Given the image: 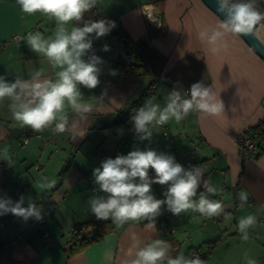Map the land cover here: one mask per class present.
Returning <instances> with one entry per match:
<instances>
[{
	"label": "crops",
	"instance_id": "0c3cea01",
	"mask_svg": "<svg viewBox=\"0 0 264 264\" xmlns=\"http://www.w3.org/2000/svg\"><path fill=\"white\" fill-rule=\"evenodd\" d=\"M143 5L157 8L161 28H150L140 9ZM95 8L100 19L120 25L135 43H145L161 60L151 76L125 77L117 64L118 51L102 44L106 36L97 40L93 35V48L101 52L104 63L99 65L97 88L81 86L83 101L89 102L93 111L81 123L86 136L75 141L71 133H55L52 127L43 131L31 128L27 135L11 137L8 127L25 126L12 118L10 100L0 102V149L8 147L11 156V165L0 160V198L15 202L23 197L25 207L32 200L42 206L44 217L42 221H24L12 214L0 216V264H121L134 252V242L149 243L154 239L165 240L173 258L181 253L192 257V251L201 249L204 264H247L248 259L264 264V153L258 159L245 160L237 146V136L264 119V60L240 35L232 34L225 36L226 47L212 55L208 45L199 39V32L223 20L203 0H98ZM45 22V16L39 13H23L16 0L0 2V76L9 81L17 77L29 79L31 73L43 68L47 77L55 78L47 60L32 52L26 39H21L29 32L39 31L45 38L53 35L55 20ZM105 46L108 51H104ZM154 77L158 79L157 89L150 93ZM197 82L213 87L224 110L216 116L194 111L179 123L170 120L166 125L174 143L168 142L158 127L150 142L140 141L130 119L133 110L139 108L138 101L144 96L145 100L155 97V102L164 107L170 91L190 90ZM97 98H102V103ZM66 110L70 122L78 118L70 107ZM117 114H122L127 123L106 127L87 139L97 118ZM197 147L199 158L195 165H203L204 179L222 190L209 198L222 202L224 213L229 214L227 220L224 214L206 217L191 210L175 216L164 206L154 230L145 227L147 221L129 222L118 230L113 224V233L70 254L71 246L77 242L71 231L97 220L88 199L100 194L94 191L93 170L104 160L151 148L173 155L184 166ZM150 173L154 177V171ZM44 177L57 181L53 189H39ZM60 179L63 181L58 186ZM166 190L167 186L152 185L157 199H164ZM202 190L198 189V194ZM240 191L248 193L243 208L238 199ZM249 214L256 217V223L245 241L238 221ZM33 222L39 229L15 243ZM169 225L175 226L177 233L159 237L161 226ZM95 233L96 229L90 227L79 237ZM109 250L110 259L106 256Z\"/></svg>",
	"mask_w": 264,
	"mask_h": 264
},
{
	"label": "clouds",
	"instance_id": "9594fccd",
	"mask_svg": "<svg viewBox=\"0 0 264 264\" xmlns=\"http://www.w3.org/2000/svg\"><path fill=\"white\" fill-rule=\"evenodd\" d=\"M216 2L217 11L226 19L216 27L199 32V39L208 45L212 55L226 47L224 39L227 34L252 35L264 43V12L258 10L256 0ZM97 3L98 0H16L23 13H39L56 22L53 35L47 38L39 31L29 32L21 38L26 39L32 52L47 60L54 70V79L47 77L43 68L31 73L29 79L17 77L9 81L7 77L0 76V102L5 99L11 101L9 110L12 118L20 125L35 131L49 127L55 133L67 131L74 141L86 136L81 123L93 111V106L83 101L81 86L89 90L97 88L101 74L99 65L103 63L100 57L89 54L93 48L92 37L94 35L97 40L103 38L116 27L115 22L107 19H84ZM143 12L154 21V5H143ZM69 25L72 26L69 28ZM108 50L105 46L104 51ZM112 74L115 75V71ZM97 99L102 103V98ZM68 107L78 117L71 122L67 115ZM223 110L224 104L221 99L217 100L213 87L197 82L189 91H170L164 107L155 102V97L147 98L143 106L133 110L130 119L139 140L150 142L154 129L172 119L179 123L194 111L216 116ZM0 160L11 165L8 147L0 149ZM151 171H154V177L150 176ZM204 173L203 165L185 168L173 155L158 153L151 148L136 149L115 159L107 158L93 170L94 191L100 194L89 197V209L97 220H111L117 230L129 222L141 221H147L145 227L154 230L164 206L175 216L191 210L206 217L224 214L227 220L229 214L224 213L222 202L209 198L222 190L204 179ZM56 183L55 179L44 177L39 182V189L51 190ZM154 184L167 186L164 199L155 197L152 191ZM201 188L203 190L198 194ZM238 199L243 208L248 201V193L240 191ZM24 205L23 197L15 202L10 198H0V216L12 214L24 221L43 220L42 206L32 200L28 201L27 207ZM255 223L256 217L251 214L239 219L241 239H249L248 231ZM132 247L135 250L131 257L123 259L121 264H204L198 255L192 258L181 253L171 257L170 245L165 240L134 242ZM111 255L109 250L106 256L110 259ZM247 264H257V261L248 259Z\"/></svg>",
	"mask_w": 264,
	"mask_h": 264
},
{
	"label": "trees",
	"instance_id": "16d2710c",
	"mask_svg": "<svg viewBox=\"0 0 264 264\" xmlns=\"http://www.w3.org/2000/svg\"><path fill=\"white\" fill-rule=\"evenodd\" d=\"M256 5L259 11L264 12V1L256 0ZM99 12L96 8H93L85 14L86 20H100ZM116 27L106 35L107 39L112 40L111 46H113L119 53V60L117 61L120 72L125 77H148L155 70V65L159 62L160 55L145 43H135L130 36L121 28L120 25L115 23ZM82 26V24H81ZM131 59V62H127ZM151 86V85H150ZM146 96L142 97L138 102V106L141 107L144 104ZM244 137H249L256 145L255 151L252 152L250 159H258L262 153H264V119L255 126L250 127L243 133ZM248 160L249 158H243ZM80 227L86 230L90 227L96 229L94 235L75 236L77 240L70 248V254H75L77 251L98 242L103 236L115 231L114 225L111 221L95 220L82 224ZM215 245V243H211ZM197 249L196 251H200Z\"/></svg>",
	"mask_w": 264,
	"mask_h": 264
},
{
	"label": "built area",
	"instance_id": "2783aa9c",
	"mask_svg": "<svg viewBox=\"0 0 264 264\" xmlns=\"http://www.w3.org/2000/svg\"><path fill=\"white\" fill-rule=\"evenodd\" d=\"M141 12L145 18V20H147L149 22L150 28L152 30H158L159 28H161L162 26V17L159 13V11L157 10V8L154 6V21L150 20L148 18V16L143 12V6L140 8ZM16 39H19V37H16ZM112 40L110 39H105V41H103L102 44L111 46ZM90 55L94 54L98 57L101 58V60L104 63V59L101 56V52L98 49L92 48L91 52L89 53ZM127 62H131V59H128ZM102 63V64H103ZM157 77H154V82L152 83L151 87H150V93H154L155 90L157 89ZM183 91H189V89H183ZM158 128L161 130V133L164 135L165 139L168 142L174 143V138L171 135V132L169 131V127L167 125L164 126H158ZM237 146H238V153L242 158H251L252 157V152L255 151L256 149V145L253 142V140L249 137H244L242 133H240L237 136ZM199 147L196 148L195 151L192 152L190 159H188V161L185 163L184 167L185 168H191L193 165H195V161L198 160L199 156H198V149ZM152 175V173H150V176ZM86 232V229L83 227H76L74 228L70 235L72 237L78 236V235H82ZM177 233V228L175 226L169 225L167 226H161V228L159 229V237L161 238H166L170 235H173ZM199 256L201 258V260L203 261L204 255L202 254L201 251H192L191 252V256L192 258H195V256Z\"/></svg>",
	"mask_w": 264,
	"mask_h": 264
},
{
	"label": "water",
	"instance_id": "95a60500",
	"mask_svg": "<svg viewBox=\"0 0 264 264\" xmlns=\"http://www.w3.org/2000/svg\"><path fill=\"white\" fill-rule=\"evenodd\" d=\"M264 1V0H263ZM203 2L209 7L217 16H219L222 20L226 19V16L220 12L217 11V2L216 0H203ZM246 43L256 52L259 54V56L264 60V43H261L260 40L255 38L252 35H240ZM127 123L124 119L122 114H117L115 116L113 115H104L96 119L94 124L92 125V131L87 136V139H91L92 136H95L98 134L99 130H103L106 127H111L112 125H120ZM29 129L31 127L25 126V127H8V131L13 138H17L20 136H24L30 133ZM63 179L59 180L58 186L61 185ZM39 229V225L37 222H33L32 226L25 231L16 241L15 243H18L33 233H35ZM14 243V244H15Z\"/></svg>",
	"mask_w": 264,
	"mask_h": 264
},
{
	"label": "rangeland",
	"instance_id": "374dc122",
	"mask_svg": "<svg viewBox=\"0 0 264 264\" xmlns=\"http://www.w3.org/2000/svg\"><path fill=\"white\" fill-rule=\"evenodd\" d=\"M2 0H0V2H1ZM45 19H46V22L45 23H51V22H53L54 20H49L47 17H45ZM160 83V82H159ZM137 107H139L138 105H137ZM127 110H128V107H127V109L125 110V112H127Z\"/></svg>",
	"mask_w": 264,
	"mask_h": 264
},
{
	"label": "bare ground",
	"instance_id": "6f19581e",
	"mask_svg": "<svg viewBox=\"0 0 264 264\" xmlns=\"http://www.w3.org/2000/svg\"><path fill=\"white\" fill-rule=\"evenodd\" d=\"M262 35H264V33H262Z\"/></svg>",
	"mask_w": 264,
	"mask_h": 264
}]
</instances>
